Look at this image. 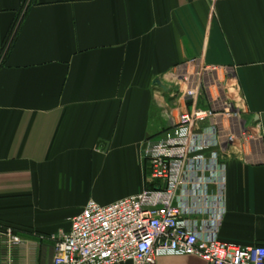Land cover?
I'll use <instances>...</instances> for the list:
<instances>
[{
  "label": "crops",
  "instance_id": "0c3cea01",
  "mask_svg": "<svg viewBox=\"0 0 264 264\" xmlns=\"http://www.w3.org/2000/svg\"><path fill=\"white\" fill-rule=\"evenodd\" d=\"M17 23L0 60V264H53L89 201L146 189L143 152L191 109L175 84L194 59L225 69L254 134L221 154L219 237L264 244V0H0V50Z\"/></svg>",
  "mask_w": 264,
  "mask_h": 264
},
{
  "label": "built area",
  "instance_id": "2783aa9c",
  "mask_svg": "<svg viewBox=\"0 0 264 264\" xmlns=\"http://www.w3.org/2000/svg\"><path fill=\"white\" fill-rule=\"evenodd\" d=\"M223 72L200 59L186 65L175 87L191 109L147 143L146 189L108 206L89 201L70 232L53 238V264H159L169 257L264 264V244L239 246L219 237L226 189L221 154L254 135ZM6 236L11 245L23 242L11 230Z\"/></svg>",
  "mask_w": 264,
  "mask_h": 264
},
{
  "label": "trees",
  "instance_id": "16d2710c",
  "mask_svg": "<svg viewBox=\"0 0 264 264\" xmlns=\"http://www.w3.org/2000/svg\"><path fill=\"white\" fill-rule=\"evenodd\" d=\"M18 31V23L12 28L10 34L8 35L3 48L1 49V53L3 55V57H7L8 54L10 53L12 46L16 40V34Z\"/></svg>",
  "mask_w": 264,
  "mask_h": 264
},
{
  "label": "water",
  "instance_id": "95a60500",
  "mask_svg": "<svg viewBox=\"0 0 264 264\" xmlns=\"http://www.w3.org/2000/svg\"><path fill=\"white\" fill-rule=\"evenodd\" d=\"M155 86L161 88L166 93H170L171 91V89L169 87H166L160 79L155 82Z\"/></svg>",
  "mask_w": 264,
  "mask_h": 264
}]
</instances>
